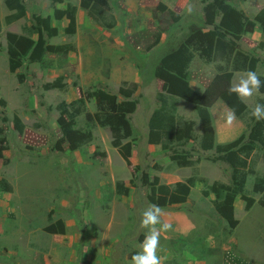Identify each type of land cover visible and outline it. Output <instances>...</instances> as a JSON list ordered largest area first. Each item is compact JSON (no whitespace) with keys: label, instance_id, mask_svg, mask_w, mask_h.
Instances as JSON below:
<instances>
[{"label":"rangeland","instance_id":"rangeland-1","mask_svg":"<svg viewBox=\"0 0 264 264\" xmlns=\"http://www.w3.org/2000/svg\"><path fill=\"white\" fill-rule=\"evenodd\" d=\"M20 1L24 15L7 21L15 11L0 0V140L5 139L6 147L0 180L10 185L9 191L0 189V264H131V256L142 250L147 230L140 227L141 213L150 203L158 204L162 221L172 225L160 238L157 254L164 264H223L227 251L250 264H264V192L252 189L255 177L264 173V151L248 158L254 174L246 177L243 195L253 203L246 209L243 198L234 199L232 226L215 211L209 192L212 184H230L228 167L208 160L214 149L199 147L197 100L217 67L232 71L235 53L229 61L214 62L194 53L185 80L166 70L154 76L162 57L176 50L191 30L211 31L219 25L217 0H108V9L89 11L80 7V0ZM221 1L251 23L239 37L226 33L238 47L237 61L257 57L255 72L264 76V24L256 20L264 12V0ZM70 8L72 34L65 32L68 20L54 17L55 11ZM209 11L213 25L206 23ZM33 15L49 18L56 34L49 37L41 28L43 40L59 47L39 61L30 59L39 40V34L28 30ZM10 34L35 43L14 72L7 55ZM243 72L232 71L231 84ZM163 84L164 94L176 100L175 116L193 123L194 136L168 151L147 141L148 121ZM132 87L130 99L120 96V89ZM98 91L118 103L134 102L133 112L126 114L131 136L122 140L131 148L127 159L112 146L109 128L95 119L100 110L91 94ZM261 98L264 94L258 93L243 102L247 111L231 127L225 126L228 108L222 101L208 109L214 147L248 132L251 111ZM15 118L21 131L15 129ZM66 126L89 133L90 142L70 143L63 134ZM182 151L184 161L171 160ZM189 178L194 185L185 203L168 205L160 202V194L150 200L155 179L173 190Z\"/></svg>","mask_w":264,"mask_h":264},{"label":"trees","instance_id":"trees-1","mask_svg":"<svg viewBox=\"0 0 264 264\" xmlns=\"http://www.w3.org/2000/svg\"><path fill=\"white\" fill-rule=\"evenodd\" d=\"M9 10L15 13L7 18V21L17 20L25 13V9L20 0H5ZM80 7L89 11L95 7L104 9L109 8L108 0H80ZM216 7L222 14L219 25H214L211 31L191 30L186 40L179 45L176 50L171 51L163 56L155 70L154 76H159L162 71L173 73L180 79H187L188 67L196 53L201 59L207 62L214 61H229L235 53L234 64L232 71H255L260 60L257 57H241L244 63L238 62L240 56L237 53V45L235 41L229 40L226 33L239 37L245 31L243 26L247 24L245 15L240 11L231 9L227 3L217 0ZM56 19L65 18L68 20V26L65 32L68 34L74 33L75 16L74 9H66L63 11L57 10L54 12ZM213 14L210 11L206 14L207 25H213ZM256 20L264 24V12L256 15ZM41 28L48 32V36H54L56 29L49 28V18H41L32 16V25L28 28L30 32L39 34V40L36 43L35 49L30 55L32 61H39L45 52L51 51L54 48L49 46L43 40ZM35 43L16 34L7 36V55L9 63V71L14 72L23 63L24 56L28 54ZM57 49L54 50H58ZM217 73L204 88L200 94L195 112L199 119L201 127V137L199 139V147L203 151L214 149V154L208 158L211 162H219L225 164L229 170L230 184H212L209 192L214 196L212 201L215 211L229 224L234 226L233 218V201L237 196L245 200V208L252 206L253 200L243 195L246 177L249 174H254L253 168L250 166L253 163L248 160L250 155L257 150L264 151V121H256L254 118H249L247 125L248 132L242 134L236 140L228 144H218L214 147V134L211 126V118L208 109L215 102L222 101L229 109H235L237 118L242 119L247 111L246 106L241 102L235 94H229L228 89L231 85L232 71H221V67H217ZM261 88L260 94H264V76H260ZM47 87H50L48 85ZM166 85L163 84L161 92L157 94L158 107L152 112L148 121V137L149 144L160 145L163 150L168 151L173 147V144L183 143L184 141L193 140L192 133L193 123L190 121L179 120L174 114L176 100L165 95ZM134 87L125 90L120 89L119 93L125 99H130ZM98 103L99 114L95 115V119L102 126H107L110 130L112 146L118 148L123 159H127L131 153V148L128 143L122 145V140L128 139L131 136L129 123L126 119V114L132 113L134 110V102L131 100L118 103L114 96H110L103 91L93 92L91 94ZM172 102V103H171ZM170 103V104H169ZM259 104H264V98L258 100ZM5 121V118L3 119ZM180 121V122H178ZM15 129L21 131L22 126L17 118L13 121ZM123 130L124 133H120ZM63 134L67 136L70 143L74 145H82L90 142L91 135L88 133H77L69 126L63 128ZM5 139L0 140V158L5 147ZM171 145V146H170ZM172 150V149H171ZM186 151L180 154H172L171 160L184 161L186 159ZM151 187L150 200L154 201L155 194H160L163 199L160 202H166L168 205L183 204L186 202L190 194V189L194 185V179L189 178L185 182L175 184L173 190L165 185H158V180L153 181ZM0 189L4 191L10 190V185L3 180H0ZM253 192H264V173L260 177H255L253 182ZM126 192L120 188V193ZM264 207V201H261ZM63 230V226L62 229ZM223 264H250L245 260L235 256L232 252L227 251L223 254Z\"/></svg>","mask_w":264,"mask_h":264},{"label":"clouds","instance_id":"clouds-1","mask_svg":"<svg viewBox=\"0 0 264 264\" xmlns=\"http://www.w3.org/2000/svg\"><path fill=\"white\" fill-rule=\"evenodd\" d=\"M191 14L193 8L187 9ZM261 79L257 72L246 70L240 75L237 82L230 85L228 93L235 94L241 102H247L260 92ZM251 117L256 121H264V104H255L251 111ZM225 126L231 127L237 120L235 109L229 108L224 114ZM163 209L158 204L150 203L141 213L140 227L146 229L145 239L141 245V251L131 256V264H164V258L159 256L161 235L171 231L172 225L162 221ZM159 226V227H158Z\"/></svg>","mask_w":264,"mask_h":264},{"label":"crops","instance_id":"crops-1","mask_svg":"<svg viewBox=\"0 0 264 264\" xmlns=\"http://www.w3.org/2000/svg\"><path fill=\"white\" fill-rule=\"evenodd\" d=\"M217 102H215V104H216ZM215 104H213L210 108H212L213 106H215ZM227 108V107H226ZM222 109H223V111L225 110V108L224 107H222ZM210 117H211V112H210Z\"/></svg>","mask_w":264,"mask_h":264}]
</instances>
